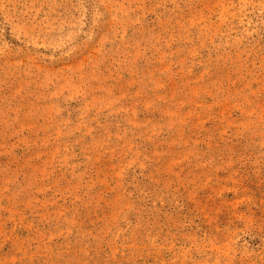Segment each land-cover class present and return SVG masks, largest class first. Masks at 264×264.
Instances as JSON below:
<instances>
[{
    "label": "rangeland",
    "instance_id": "rangeland-1",
    "mask_svg": "<svg viewBox=\"0 0 264 264\" xmlns=\"http://www.w3.org/2000/svg\"><path fill=\"white\" fill-rule=\"evenodd\" d=\"M0 264H264V0H0Z\"/></svg>",
    "mask_w": 264,
    "mask_h": 264
}]
</instances>
